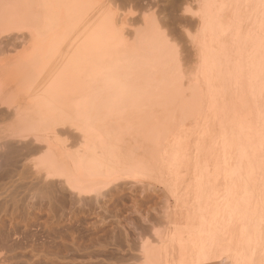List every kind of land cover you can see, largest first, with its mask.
I'll return each mask as SVG.
<instances>
[{"label": "bare ground", "instance_id": "1", "mask_svg": "<svg viewBox=\"0 0 264 264\" xmlns=\"http://www.w3.org/2000/svg\"><path fill=\"white\" fill-rule=\"evenodd\" d=\"M198 2L197 66L188 72L154 17L129 41L104 0H0V36L27 43V77L50 84L18 113L43 126L47 176L79 195L164 184L184 209L185 226L170 237L181 249H143V261L264 264V0ZM4 66L0 94L26 76ZM71 133L82 144L73 155L56 147Z\"/></svg>", "mask_w": 264, "mask_h": 264}, {"label": "rangeland", "instance_id": "2", "mask_svg": "<svg viewBox=\"0 0 264 264\" xmlns=\"http://www.w3.org/2000/svg\"><path fill=\"white\" fill-rule=\"evenodd\" d=\"M104 1L109 5L106 9L120 17L124 33L128 30L125 37L129 41H133L129 35L133 27L140 28L144 20L154 17L160 25L157 26L168 36L164 41L181 50L175 49L179 52L180 62L183 61V69L191 71V65L197 60L193 40L199 30L198 17L194 14L198 15V1L202 0ZM4 35L0 36V62L6 69L24 70L26 76L22 71L20 83H6L0 94V264H151V259L143 261L145 256L149 259L143 253L145 249L151 251L155 248L153 252L159 246L160 249H181V244H171L170 237L174 228L183 229L185 226L180 213L184 209L174 205V200L160 181H125L110 188V192L88 197L69 189L64 177L50 179L47 176L44 162L48 164L46 151L49 152V145L45 142L48 138L41 131L43 126L18 112L25 105L36 102L45 85L49 87L50 84H46V80L34 79L37 76L35 72L30 76L34 77L32 82H36H30L31 77H27L29 74L23 62L28 44L22 40L16 42V34H10L11 37ZM196 66L197 61L194 68ZM27 79L31 88L23 84L28 82ZM7 103L11 104L12 110ZM20 115L30 126L34 124L40 130L43 139H37L40 134L34 135L24 119L22 124L26 125L21 124ZM65 135L57 137V149L70 155L79 152L82 144L78 138L74 139H78L79 144L72 138L78 136L75 133ZM162 240L170 243H162ZM165 259L171 261L172 257ZM220 262L228 264L225 260Z\"/></svg>", "mask_w": 264, "mask_h": 264}]
</instances>
